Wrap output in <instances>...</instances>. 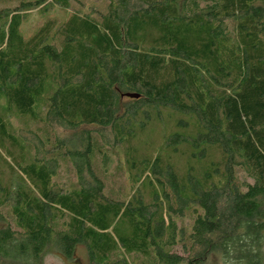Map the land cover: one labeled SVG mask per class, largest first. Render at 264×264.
Returning <instances> with one entry per match:
<instances>
[{"label":"trees","instance_id":"obj_1","mask_svg":"<svg viewBox=\"0 0 264 264\" xmlns=\"http://www.w3.org/2000/svg\"><path fill=\"white\" fill-rule=\"evenodd\" d=\"M106 1L86 13L80 0H0V149L19 142L11 115L40 129L22 137L35 188L11 194L14 221L0 201V264H41L49 250L72 260L81 245L90 264H128L119 249L151 264H264V0ZM72 4L57 29L24 38L29 12ZM161 110L180 116L168 147L219 161L182 176L160 156L130 157ZM122 154L129 199L109 189Z\"/></svg>","mask_w":264,"mask_h":264},{"label":"rangeland","instance_id":"obj_2","mask_svg":"<svg viewBox=\"0 0 264 264\" xmlns=\"http://www.w3.org/2000/svg\"><path fill=\"white\" fill-rule=\"evenodd\" d=\"M83 5L80 9L84 12H90L92 9L94 11H106L107 1L106 0H80ZM4 7L14 8L15 4H5ZM84 7V8H83ZM79 4H72L70 9H62L61 7H53L52 10L44 12L43 9H37L29 12L26 15L25 22L22 26V34L25 39L31 38L35 35L39 29L43 26L54 25L57 29L63 22L67 20L70 14L74 10H78ZM154 119L148 127L143 132H138L136 138L132 141V148L130 157L133 156L136 161L149 159L154 160L157 157H162V159L167 162L170 160L174 163L177 171L182 176L191 170V168L198 174L204 173L209 169L212 162H218L220 159V154L217 150L213 149L209 152V157L207 162L196 163L193 162L190 157V150L188 147H182L179 152L167 146V137L177 130V125L180 116L170 110H161L159 113H155ZM189 120L191 125L194 124V120L190 117H185ZM8 125L10 134L17 138L19 142H15L14 147L2 148L0 149V201L5 203L4 214L7 215L10 220H12V197L11 194L14 193L18 186L22 183L26 184L31 190H34L35 186L24 174L21 172L20 165L27 163L31 152H29L28 144L24 142L22 137L25 133H31V131H39L37 123L30 117H25L17 115L16 113L8 117ZM194 128L190 132L185 133L186 135H195ZM42 132V131H41ZM37 133V132H36ZM32 138V135H28ZM29 140V139H28ZM129 163L127 156L122 154L120 158H112V164L110 167L109 175V189L111 192H119L122 194L121 190H124V198L129 199L131 193L135 190L134 182L132 181L131 175L128 177ZM68 167H64L61 170L60 179L61 183H67L66 181L71 180L69 172L67 173ZM138 176V175H137ZM141 193L144 194L146 199H150L151 195L155 190L151 187L150 183L152 179L149 174L142 176ZM14 216V215H13ZM63 217V215H60ZM14 221V218H13ZM2 225V224H0ZM119 231L123 232L126 230L125 223L121 220L117 223ZM177 252L181 254L178 248ZM123 258L128 262V264H151L152 261L146 257L133 256L126 253L124 250L119 249V251L114 255V260L118 258ZM119 260V259H118ZM41 264H90L87 249L85 246L81 245L76 249L75 256L72 260L66 259L60 252L56 250H49L45 253ZM208 264H222L217 256L210 258Z\"/></svg>","mask_w":264,"mask_h":264}]
</instances>
